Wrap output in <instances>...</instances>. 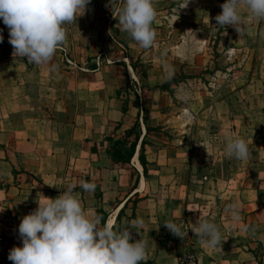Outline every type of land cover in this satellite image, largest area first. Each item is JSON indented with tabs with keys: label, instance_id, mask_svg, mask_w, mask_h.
<instances>
[{
	"label": "crops",
	"instance_id": "obj_1",
	"mask_svg": "<svg viewBox=\"0 0 264 264\" xmlns=\"http://www.w3.org/2000/svg\"><path fill=\"white\" fill-rule=\"evenodd\" d=\"M115 15L107 19L87 13L74 22L82 23L81 35L88 37L96 26L110 31L111 23L121 31ZM110 43L117 41L112 38ZM118 63L91 72L63 67L54 59L22 76L16 74L19 79L14 78L13 68L9 71V83L1 89L9 96L0 93V264H13L9 252L22 245L18 226L22 216L37 207V193L55 198L68 184L76 185L73 194L87 210L103 213L98 214L101 224L111 220L124 228L142 219L138 231L130 228L133 241H147L141 264H178L188 254L195 255L198 264H259L255 244L264 243V163L256 164L259 171L253 172L259 178L229 191L222 220L212 221L210 207L199 199L201 190L194 188V157L186 151L189 142H169L165 134L147 130L133 99L125 103L124 95L118 94L128 79L139 80L137 73L129 57ZM34 68L36 78L30 75ZM138 118L143 125L136 152L129 163H116L107 153L105 137L122 136ZM143 140L147 173L140 161ZM82 180L94 182L95 189L83 190ZM233 203L239 205L238 221L229 209ZM199 216L214 222L220 232L227 227L234 237L221 236L215 247L202 245L190 229ZM169 219L182 222L187 240L163 224Z\"/></svg>",
	"mask_w": 264,
	"mask_h": 264
},
{
	"label": "rangeland",
	"instance_id": "obj_2",
	"mask_svg": "<svg viewBox=\"0 0 264 264\" xmlns=\"http://www.w3.org/2000/svg\"><path fill=\"white\" fill-rule=\"evenodd\" d=\"M153 2L157 15L151 47L143 48L113 23L108 32L96 26L92 36H83L82 23L76 21L66 25V42L52 60L62 61L63 67L71 66L73 70L87 68L96 72L130 55L129 62L139 80L128 79L118 94L136 100L141 114L143 109L149 112L151 131L165 134L169 142H189L186 151L194 157V188L201 190V204L210 207L208 217L221 221L229 204V191L240 190L250 179L259 178L253 172L259 171L256 164L264 163V19L248 15L242 3V14L248 23L239 34L232 26L216 25L215 17L222 11L224 0ZM87 13L95 18L118 16L109 0H90L84 14ZM0 30V93L9 96L1 92L9 83V71L13 68L14 78L19 79L37 64L13 57L9 29L2 19ZM112 38L117 44L110 43ZM30 73L36 78L35 68ZM182 92L189 94L186 101L180 98ZM226 129L247 141L249 158L239 160L226 153ZM136 199H132L133 203ZM226 229H221L222 237L231 236ZM188 238L187 233L183 239ZM255 251L262 264L264 243H256Z\"/></svg>",
	"mask_w": 264,
	"mask_h": 264
},
{
	"label": "clouds",
	"instance_id": "obj_3",
	"mask_svg": "<svg viewBox=\"0 0 264 264\" xmlns=\"http://www.w3.org/2000/svg\"><path fill=\"white\" fill-rule=\"evenodd\" d=\"M89 3L90 0H0V19L9 29L13 57L26 58L37 65L49 63L66 42V25L83 15ZM242 3L248 15L264 19V0H224L222 11L215 17L216 25L243 32L248 21L242 14ZM109 5L118 11L115 16L121 31L143 48L153 45L156 33L152 25L157 15L153 0H109ZM180 98L186 101L189 94L182 92ZM224 136L225 151L230 157L249 158V146L243 137L228 129ZM75 187L66 185L55 198L37 193V207L23 215L18 226L22 245L14 246L8 259L13 264H141L146 258L147 241H133L130 228L138 231L142 219L136 218L124 228L114 226L111 220L101 224L102 218L87 210L73 194ZM79 187L91 191L96 185L82 180ZM229 209L233 220L238 221L239 205L230 204ZM163 224L180 238L188 233L174 219ZM190 229L206 247L221 242L220 229L208 218L199 216Z\"/></svg>",
	"mask_w": 264,
	"mask_h": 264
},
{
	"label": "trees",
	"instance_id": "obj_4",
	"mask_svg": "<svg viewBox=\"0 0 264 264\" xmlns=\"http://www.w3.org/2000/svg\"><path fill=\"white\" fill-rule=\"evenodd\" d=\"M114 28V26L112 27ZM129 59L131 60L132 57L129 55ZM128 100L125 101L127 103ZM134 105L137 107H140L138 102L135 100ZM124 111H126V107L124 108ZM142 120L143 123L146 125L147 130H151V127L149 125V112L145 109H143L142 114ZM141 120L138 118L133 126L126 130L124 134L118 138H115L114 136H106L105 140L108 141L109 146L107 148V153L112 158L113 161L116 163H129L134 156L136 152L137 145L139 143L140 137H141ZM93 150H96V147L94 146L92 148ZM140 161L141 164L144 167L145 173L148 172L147 168V160L145 155V141H142L141 148H140ZM100 196V195H99ZM138 201V197L134 202V207H136V202ZM99 215L102 216V212H98ZM135 215V213H133ZM164 244V242H161Z\"/></svg>",
	"mask_w": 264,
	"mask_h": 264
},
{
	"label": "built area",
	"instance_id": "obj_5",
	"mask_svg": "<svg viewBox=\"0 0 264 264\" xmlns=\"http://www.w3.org/2000/svg\"><path fill=\"white\" fill-rule=\"evenodd\" d=\"M189 258H191L190 261ZM178 264H198L197 257L193 254L185 255L179 260Z\"/></svg>",
	"mask_w": 264,
	"mask_h": 264
}]
</instances>
